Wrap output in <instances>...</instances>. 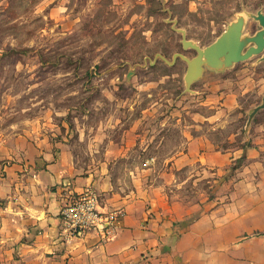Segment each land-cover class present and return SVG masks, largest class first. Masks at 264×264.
<instances>
[{"label": "rangeland", "instance_id": "rangeland-1", "mask_svg": "<svg viewBox=\"0 0 264 264\" xmlns=\"http://www.w3.org/2000/svg\"><path fill=\"white\" fill-rule=\"evenodd\" d=\"M257 13L264 0H0V175L24 163L27 135L48 136L80 171L107 165L118 187L137 178L213 199L197 164L169 169L200 138L235 154L217 186L240 182L248 151L264 165L263 55L202 61L187 81L197 52L186 43L204 49L241 19L246 50L262 29ZM6 228L0 220V264H18Z\"/></svg>", "mask_w": 264, "mask_h": 264}, {"label": "crops", "instance_id": "crops-1", "mask_svg": "<svg viewBox=\"0 0 264 264\" xmlns=\"http://www.w3.org/2000/svg\"><path fill=\"white\" fill-rule=\"evenodd\" d=\"M25 140L24 163L4 167L0 175V220L7 226L2 236L11 241L18 264H264V165L258 167L255 152L248 151L235 170L240 182L217 186L235 154L208 151L200 138L188 140L169 169L197 164L196 175L215 196L192 200L137 178L118 187L107 165L80 171L56 139ZM29 146L36 150L30 153ZM182 184L172 181L177 189ZM87 188L99 195L103 211L121 212L107 240L63 231L62 206L70 193Z\"/></svg>", "mask_w": 264, "mask_h": 264}, {"label": "water", "instance_id": "water-1", "mask_svg": "<svg viewBox=\"0 0 264 264\" xmlns=\"http://www.w3.org/2000/svg\"><path fill=\"white\" fill-rule=\"evenodd\" d=\"M256 20L262 29L255 36L247 39V43L252 45L246 50H244L245 42L241 40L243 27L241 19L229 25L213 43L204 49L187 42L186 46L194 49L197 52V56L190 63L186 73V80L190 81L196 75L202 61L212 66H219L222 63L228 66L232 63L245 61L254 55L262 54L264 58V15L257 13ZM262 102L261 108H264V97Z\"/></svg>", "mask_w": 264, "mask_h": 264}, {"label": "built area", "instance_id": "built-area-1", "mask_svg": "<svg viewBox=\"0 0 264 264\" xmlns=\"http://www.w3.org/2000/svg\"><path fill=\"white\" fill-rule=\"evenodd\" d=\"M99 195L90 188L70 195L60 210L63 231L69 237L94 232L101 240H107L118 226L120 211L106 212L100 208Z\"/></svg>", "mask_w": 264, "mask_h": 264}]
</instances>
